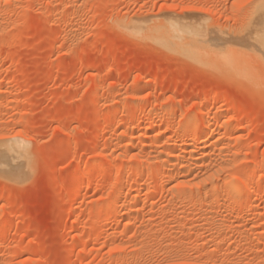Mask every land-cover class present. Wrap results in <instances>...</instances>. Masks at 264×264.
<instances>
[{
  "label": "rangeland",
  "instance_id": "rangeland-1",
  "mask_svg": "<svg viewBox=\"0 0 264 264\" xmlns=\"http://www.w3.org/2000/svg\"><path fill=\"white\" fill-rule=\"evenodd\" d=\"M263 33L264 0H0V264H264Z\"/></svg>",
  "mask_w": 264,
  "mask_h": 264
},
{
  "label": "bare ground",
  "instance_id": "bare-ground-1",
  "mask_svg": "<svg viewBox=\"0 0 264 264\" xmlns=\"http://www.w3.org/2000/svg\"><path fill=\"white\" fill-rule=\"evenodd\" d=\"M181 28V27H180ZM264 34V33H263ZM179 35V34H178ZM262 36V35H261ZM178 41V40H177ZM181 46V45H180ZM190 51V50H189ZM189 54V53H188ZM190 121H192V120H190ZM13 142H15V141H13ZM13 142H11L10 144L8 143V144H6V143H4V144H2V146L0 145V167H2L5 163H4V161L5 160H7V158L9 159L8 160V162H9V164H12V162L11 161H13L14 160V158L15 159H18V157H19V153H20V151H19V148H18V146H19V144H12ZM16 143V142H15ZM17 143H19V141L17 142ZM12 144V145H11ZM14 157V158H13ZM13 158V159H12ZM21 158V157H20ZM11 160V161H10ZM11 162V163H10ZM14 162V161H13ZM4 167V166H3ZM3 167L1 168V169H3ZM9 168L8 170H9V173H10V167L9 166H5L4 167V169L5 168ZM6 168V169H7ZM0 169V170H1ZM0 172H2V170L0 171ZM4 172L5 173H7L5 170H4ZM3 173V172H2ZM138 196V195H137Z\"/></svg>",
  "mask_w": 264,
  "mask_h": 264
}]
</instances>
